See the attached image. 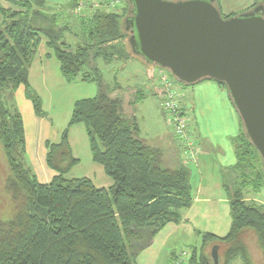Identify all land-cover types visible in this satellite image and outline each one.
Segmentation results:
<instances>
[{
	"label": "trees",
	"instance_id": "16d2710c",
	"mask_svg": "<svg viewBox=\"0 0 264 264\" xmlns=\"http://www.w3.org/2000/svg\"><path fill=\"white\" fill-rule=\"evenodd\" d=\"M77 1L51 7L46 0H24L19 11L1 10L0 143L9 166L6 190L14 206L12 214L0 219V264H134L132 255L150 245L165 225L177 223L179 210L191 203L188 169L164 166L161 152L136 136V122L124 115L119 100L110 97L95 63L129 57L125 11L130 9L68 12ZM256 5L264 6V0H253ZM65 32L76 37L74 46L64 39ZM40 35L48 39L67 82L80 77L98 85L97 95L74 103L68 125L84 124L93 161L113 180L107 189L96 188L87 178L65 177L76 163L67 128L58 144H48L47 164L57 171L49 183H39L25 166L23 122L10 100L23 84L35 113L42 115L41 99L27 82ZM234 148L236 162L222 174L229 230L221 237L203 233L199 252L192 251L189 264H213L204 248L214 245L224 247L222 264L235 258L253 264L241 240L249 230L257 238L264 264L263 205L248 199L264 186V165L242 123Z\"/></svg>",
	"mask_w": 264,
	"mask_h": 264
},
{
	"label": "crops",
	"instance_id": "0c3cea01",
	"mask_svg": "<svg viewBox=\"0 0 264 264\" xmlns=\"http://www.w3.org/2000/svg\"><path fill=\"white\" fill-rule=\"evenodd\" d=\"M22 1L24 0H0V26L4 19L1 10L4 12L19 11L21 10L19 3ZM71 1L46 0L47 4L54 6L67 5ZM218 7L223 16H232L252 9L253 0H219ZM76 28L78 27L76 26ZM66 34L67 32L64 33V39L71 46H74L76 37L70 33L71 38L66 39ZM47 43L48 39L44 35H40V41L35 49L27 73L29 86L41 99L42 115L35 113L31 100L26 96V88L23 84H20L12 93V103L19 111L23 122L25 139L23 161L25 166L31 170L39 183H49L57 175V171L47 164V155L50 152L48 144H58L61 141L64 129L67 128V144L76 163L70 167L65 177L87 178L96 188L107 189L113 185V180L105 174L102 165L93 161L84 124L68 125L74 103L77 100L92 98L97 95L98 85L94 81H82L80 77L67 82L61 74L60 63L53 49ZM132 58L134 57L130 54L127 59L115 60L112 63L103 62L102 59L101 65L96 63L97 61L95 62L102 73V83L109 93L114 86L121 88L122 83H117L119 85L110 84L104 79V71L118 75L127 61L132 60ZM97 60L99 61V59ZM142 64L138 68L141 71L137 70L134 73V68L130 71L129 79L133 80L135 84L126 85V87L129 94L135 93L139 97L134 99L130 96L132 100L128 98L124 102V115L136 122V136L147 146L157 148L161 152L164 166L183 165L188 169L191 187L189 207L179 210L180 219L177 223H168L155 233L151 241L152 245L155 238L163 232L165 234L161 237V240L165 242L184 223H187L191 216L196 219L201 218V221L215 225L221 222L222 215L224 218L222 207L227 204L229 206V198L223 187L222 174L225 169L233 166L236 162L234 141L241 133V120L227 90L215 81L204 79L187 86V88L183 87L184 93L177 92V94L183 111L189 113L190 129L194 140L193 158H190L182 143L175 137L172 125L166 120L164 122L160 117V115L165 116L161 109L162 95L158 83V76L161 72L158 71L157 74L155 68L152 67L142 70ZM149 70L151 73H149ZM140 72L143 75L142 78L139 77ZM116 79L117 76L114 80ZM76 81L85 84L86 87L73 90L71 86H75L76 84L72 83ZM93 84L96 85V88ZM89 85H92V87H88ZM175 89L178 91L176 86ZM95 90H97V93ZM182 96H184V101ZM136 107L138 113H136ZM55 108L56 110L65 109L63 112L65 122L56 121L54 123L52 117L48 119L49 112L55 111ZM66 113L69 114V117L65 115ZM145 116L160 124V130L154 132L151 137L147 136L145 131L147 124L144 123L143 125L141 123ZM263 188L264 186L261 190ZM259 192L249 194L248 199L262 204L261 199L257 196ZM197 231L201 236L203 233L209 232L199 229ZM210 233L220 237L225 235L219 234L216 229ZM149 249L150 246L145 247L139 252L138 256ZM171 253L172 251L169 253L170 257ZM144 260V264H154L153 261H149V258Z\"/></svg>",
	"mask_w": 264,
	"mask_h": 264
},
{
	"label": "water",
	"instance_id": "95a60500",
	"mask_svg": "<svg viewBox=\"0 0 264 264\" xmlns=\"http://www.w3.org/2000/svg\"><path fill=\"white\" fill-rule=\"evenodd\" d=\"M131 52L179 82L224 83L264 165V6L223 17L215 0H126ZM218 246L210 251L218 264Z\"/></svg>",
	"mask_w": 264,
	"mask_h": 264
},
{
	"label": "rangeland",
	"instance_id": "374dc122",
	"mask_svg": "<svg viewBox=\"0 0 264 264\" xmlns=\"http://www.w3.org/2000/svg\"><path fill=\"white\" fill-rule=\"evenodd\" d=\"M64 1V0H62ZM92 1V0H89ZM100 1L105 2L106 0H94V2L100 3ZM51 7H55L54 5L48 4ZM117 9L116 11L119 12L121 11L124 7L126 9H130V5L128 4V2H126V0H119V3L117 5ZM100 9H103V7L98 6ZM70 12V11H68ZM125 13H127V15H129V10L125 11ZM41 20V19H39ZM60 24H62V18H61V22ZM126 24V23H125ZM71 38L70 33L67 32L66 34V39ZM73 38V37H72ZM128 39H126V46H127V51L131 54L132 60L127 61L125 67L123 69L120 70L119 74H113V73H109L108 71H104L105 73V77L104 79L107 80V82H109L110 84H116L119 85L117 83H122L120 86L121 88H119V86H114L111 90V92L109 93L110 97L115 98L117 100L120 101L121 104V109L122 112L124 113L123 110V104L124 102L127 101L128 98H130L132 100L131 97L138 98L139 95L135 94V93H130L128 92V89L126 87V85H132L135 84L133 82V80L129 79V74L132 68H134L135 70L133 71L134 73L138 71H141L140 69H138L141 64L143 65V69L145 68H155L156 73L158 74V71L160 72H164L167 73L168 75H170L171 79L174 82V86H176L177 88V92H179L180 94L184 93L183 91V87L187 88L186 84H183L181 82H179L177 79H175L167 69L161 68L157 65H153V64H148L143 57H141L140 55H135L131 52V49L128 45L127 42ZM96 63H100L101 65V59H99V61L97 60ZM99 65V67H100ZM104 67V66H102ZM112 67V66H111ZM111 69V68H110ZM93 73V72H92ZM109 73V74H108ZM149 73L150 70H149ZM156 74V75H157ZM117 76L118 81L114 80ZM133 77V76H132ZM139 77H143L142 73L140 72ZM159 78V76H158ZM125 83V84H123ZM72 84H76L75 86H71L73 90L75 89H83L84 87H86L85 84H82L81 82H74ZM96 88V85L93 84ZM88 87H92V85H89ZM126 89H125V88ZM95 92L97 93V90H95ZM109 92V91H108ZM13 95H11V100H10V104L13 102ZM131 96V97H130ZM152 98V97H150ZM137 100V99H136ZM140 100V98H139ZM182 100L184 101V96H182ZM138 108L136 107V113H138ZM65 111L64 108L60 109V110H56L55 111H50L48 119L50 117L53 118L54 123H56V121L58 122H65L63 120V112ZM187 117H189V113H187V111H185ZM66 116L69 114L66 113ZM162 120L165 122V120L169 123V121L167 120V118L165 116H161ZM67 122V121H66ZM141 123L144 125L147 124V129L145 130L147 132V136L151 137L153 135L154 132H158L160 130V124L157 121H154L153 119H150L148 116H145L142 120ZM64 124V123H63ZM9 175V166L6 160V153L4 151V148H2V145L0 143V219L2 217H7L10 214H12V207L14 206V201L11 197V192L6 190V183L7 181V177ZM69 176V175H68ZM259 197V199H261V202L263 204V210H264V188L261 190V192H259V194L257 195ZM228 208V211H227ZM224 213V218L223 215L221 216V222L218 224H211V223H205L204 221H201L202 219H196L195 217L193 218L192 216L187 220V223H184L177 231H175L169 239H166L165 242H162L161 237L165 234V232H163V234H159V236H157L155 238L154 243L150 246V249L145 252L144 254H140L141 256H138L139 252L141 250H139V252H136L135 254L132 255V259L134 261V264H144V259L149 258V261H153L154 264H174V262L178 259H182V260H178L180 262V264H189V259L191 258V253L194 249H196L197 252H199V249L201 247L202 244V236L200 233H198V229L199 230H204V231H209V232H214L215 229L217 232H219V234L221 235H226L229 227H230V214H229V206L228 204L226 206L222 207V214ZM165 231V230H164ZM241 240L246 244L250 257L252 259L253 264H263V258H262V252L259 248L258 245V241L257 238L254 234L253 231L249 230V231H245L242 235H241ZM147 248V247H146ZM170 251H172V253L170 254L171 257L169 256ZM211 251V247L210 246H206L204 248V252L206 254H210ZM223 251H224V247L219 246L218 248V264H222V259H223ZM182 253H185L184 255H182ZM173 254V255H172ZM138 256V257H137ZM233 264H243L242 260L240 258H237L234 260Z\"/></svg>",
	"mask_w": 264,
	"mask_h": 264
},
{
	"label": "built area",
	"instance_id": "2783aa9c",
	"mask_svg": "<svg viewBox=\"0 0 264 264\" xmlns=\"http://www.w3.org/2000/svg\"><path fill=\"white\" fill-rule=\"evenodd\" d=\"M89 0H78L77 4L68 9L72 14H80L85 9L92 11L96 8L103 7L105 11H116L119 0H106L103 3L92 2L89 3ZM100 9V8H99ZM159 90L162 95L161 109L169 123L172 125L173 133L177 139L182 143L187 154L190 158H193V137L190 129L189 118L186 113L183 111L182 104L178 98L177 91L174 86V82L171 79L170 75L167 73L161 72L158 78ZM185 253H182L184 255ZM182 260V259H178ZM176 260L174 264H180Z\"/></svg>",
	"mask_w": 264,
	"mask_h": 264
}]
</instances>
